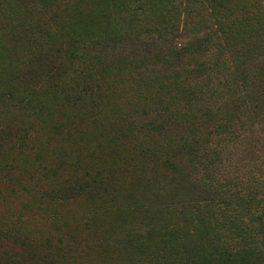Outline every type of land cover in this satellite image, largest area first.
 <instances>
[{"label":"rangeland","instance_id":"1","mask_svg":"<svg viewBox=\"0 0 264 264\" xmlns=\"http://www.w3.org/2000/svg\"><path fill=\"white\" fill-rule=\"evenodd\" d=\"M0 23L7 24L0 40V82L14 76L12 70L30 72L24 99L32 115L22 116L0 98V125L21 120L32 148L11 164L7 148L0 155V220H18L22 233L38 243L65 233L85 242L88 251L66 264H264V215L253 222L257 214L247 212L238 199L252 204L255 197L256 204L264 205V180L253 187L246 184L249 177L261 175L258 166L264 168V0H0ZM143 42H149L145 49L139 47ZM178 48L207 51L206 61L231 68L235 86L226 85L228 74L219 84L209 77L210 70L198 72L184 57L176 59ZM39 56H47L39 58L41 65ZM188 81L194 90L184 92L182 83ZM241 83L242 99L232 105L230 95ZM212 86L226 91L222 103L204 98L202 91ZM76 103L86 110L84 122L74 118ZM94 113L100 130L86 125ZM233 115L253 122L254 131L243 132L237 143L227 137V125L236 121ZM171 116L182 118V128L158 134ZM79 130L86 134H76ZM169 136L181 140L166 150L160 147L162 159L175 157L171 172L190 168L188 153L194 147L202 152L192 161L194 176L205 174L201 186L217 179L226 191L224 201H218L226 211L217 220L224 223L220 232L201 239L186 229L190 214L172 216L170 198L154 191L153 179L161 175L152 173L153 159L139 161L132 155L133 137L159 146ZM216 137L227 138L220 164L205 162L203 168V150L213 147ZM182 143L188 144L187 153L178 152ZM86 163L112 165L115 191L93 202L88 195L64 205L40 199L37 190L67 180ZM54 164L55 174L62 177L57 180L49 172ZM141 169L148 178L144 185L132 179ZM127 181L131 190L124 186ZM230 221L248 230L229 233ZM147 224L176 232L146 236ZM106 230L107 238L101 240ZM163 246L172 250L163 251L160 261ZM10 250L16 252L9 240L1 244L0 264H6L3 258Z\"/></svg>","mask_w":264,"mask_h":264},{"label":"trees","instance_id":"2","mask_svg":"<svg viewBox=\"0 0 264 264\" xmlns=\"http://www.w3.org/2000/svg\"><path fill=\"white\" fill-rule=\"evenodd\" d=\"M5 25L3 26V23H0V40L1 37H3L2 33H5L7 31V24ZM218 26H220V24H218ZM127 31L130 33V28H127ZM145 32H149V30L145 29ZM221 32L224 33L225 30L223 31V29H221ZM135 35L136 38L140 36L138 31L135 32ZM146 43L149 42H143L139 45V47L143 46V48L145 49L147 45L144 44ZM1 47L5 49L4 46ZM70 48L71 46L67 48V52L70 51ZM9 54L10 52L7 49L4 56L8 57ZM206 54L207 51L199 52L197 54L193 52L191 53L189 48H178L176 49L174 56L176 59H178L179 56L184 57L187 60L188 64H191L192 68H194L198 72L210 70L212 73L209 77L213 78L219 84H221V80L225 77H222L223 74H228L229 82L226 85L228 87L229 85L235 86L236 83L234 80H232L233 72L231 71V68L228 65H225L223 68H218L214 63L206 61ZM170 55L172 54L170 53ZM40 57L45 58V60L47 58V56H39L37 59L38 65H41L39 60ZM12 72L14 71H10V74H14V76L9 75L7 78V82L3 84L0 82V98L7 99V103L11 102V107L16 106V109L22 114V116L31 117L32 115H30V111L28 109L29 102L24 99V94L26 93V84L24 83L27 80V77L29 76L30 72L25 73L21 71L18 74ZM2 73L3 71L0 69V74ZM43 75L47 76L46 73H43ZM31 78L34 77L31 76ZM50 79L51 77H49L47 81H49ZM182 84L184 85V92H191L194 90V88L190 86L191 83L189 81L184 82ZM244 86L245 85L241 83L239 84L240 88L238 90V86H236L234 91H232L230 95V103L232 105H235V102L237 101H241V92ZM218 89V86L205 87L202 91V93L204 94V98H207L209 103H219V101L220 103H222L221 97L225 95L226 91L220 89V91L217 92ZM65 92L66 91L64 89V92H60V94H64ZM196 92H198V90H195L192 94L193 98H195L194 94H196ZM35 94L36 93H34V95ZM76 100L78 101L79 105L81 101L83 102L82 92H80V96H78ZM3 101L4 100L0 99V104H4ZM79 105H77V103L74 105L76 109L74 118L81 121L87 120L88 116L86 110L79 107ZM233 116L236 117V121L232 120L231 123L227 125V130L231 134H227V137H229L234 143H237L239 138L242 136L243 132L254 131L253 122H246L245 119L241 118L240 116ZM89 118L92 119V121L91 123L89 122L86 125L94 129L100 130V127H98L97 124V118H99L97 113H94L93 116ZM181 121L182 118H175L174 116H171L170 119L165 120L161 124L162 127L159 126L156 132L158 134H161V132H164L165 128H169L170 132H172L174 128L180 130L182 128ZM195 129L196 128L193 127L194 131ZM150 131L154 130H147V132ZM75 133L80 136L86 134L85 130L75 131ZM195 133L196 132L191 133V136L195 135ZM209 134L211 135V132H209ZM179 141L181 140L174 141L173 136H169L165 138V141L162 143V145L158 146L155 142L150 145L148 142H141V139H139V137H133L129 141V144L133 150L132 155L136 157V159H138L139 161H141L145 157L153 159V162L156 166L151 171L153 174L161 175V177L154 178L152 186L155 192H157L158 194H160L159 192H163L166 196L170 198L171 201L167 203V206H169L168 212H171L170 214L172 216H182L183 212L189 213L190 215L187 218L186 225H184L185 228L192 229L196 235H201V239H203L208 235L209 232L218 233V231L220 232L221 228H224L221 226L224 223L222 222L221 224H219L217 220L219 216H224V212L226 211L220 208V206H218V201H224L223 196L226 194V191L222 189V186L218 183L217 179L211 180L210 185L201 186L202 183H200V181L203 179V177H205V174L203 173L202 176L195 177L193 174V172L195 171V164L192 161L195 160V157L200 158L202 156V152L198 149H195L194 147L192 149L193 151H189L188 153L193 158L192 160L188 161L191 164L190 168L187 169L185 167L183 170L179 171L176 174L175 172L170 171L169 167L172 163L174 164L173 159L175 157L162 159L163 156L162 154H160V147H163L164 150H166V148H170L171 146L176 145V143ZM215 141L216 142L214 143L213 147H209L207 151L203 150L204 162H202V164H200L199 166H203L204 168L205 162H209V164H214L217 166L220 164L219 161L223 156V150L226 148L227 138L216 137ZM29 142V133L24 128L21 120L14 119L10 123H4L0 125V155L5 150V148H7V150H9L10 152L9 164L16 161V158L18 157L19 153L22 154L29 148L32 150V148L29 147ZM187 149L188 144L182 143L178 147V152L183 151L184 153H187ZM149 154L152 156H150ZM145 162L146 160L141 163L145 164ZM58 164L63 165L62 162ZM15 166H17V164H15ZM56 167L57 166L54 164V166L49 170V172H53L54 177L56 176V179L54 177H51L53 180L62 178L55 174ZM157 167H161L160 171H158ZM84 169H87L90 172ZM111 170H114V167L109 163L101 167H93L91 166V164L86 163L85 166H82L80 170H77L67 180L63 179L61 183H51L48 185L47 188H42L40 191L37 190V194L39 195L40 199H43V201L45 200L46 202H51L60 205H64L66 202H70L71 199L76 200L86 195H88V201H98L102 198L104 194H108L115 191V189L111 188V185L117 184V182H114L115 179L113 180ZM257 171H261V175H254L249 177L246 182L247 185L253 187L255 183L263 182L264 168L258 166ZM130 174L131 173H129L128 176ZM146 174L147 173L145 170H138L137 176L132 179L134 182L138 181V185H144L146 182L145 180L148 179ZM107 178H112V180H104ZM124 186L128 190L132 189L131 186L128 184V181ZM223 187L226 188V185H223ZM231 195L235 199L236 191H233ZM238 199L241 201L239 205L243 204L244 206L250 209L247 212L257 214V219H255L253 222H259L261 216L264 215V205L262 204L261 206L260 204H256L255 197L251 198V201L254 204H251L248 199H243L240 197ZM238 217L240 218V216H237V218ZM57 218L58 215L56 214L54 218L56 222H58ZM170 226L171 223H168V227ZM232 229H240L243 232L248 230L247 227H241V223L237 221H230L228 228L229 233ZM146 230V236H149L151 233L155 232V236L160 237H163L166 234H173V231L176 232L174 228L170 229V231H168L167 228H161L157 230L154 226L150 224L147 226ZM260 230L261 229H259L257 232L261 233ZM102 235H105V237H102L101 240H105L108 235L107 230L105 231V234ZM135 235H140L142 239L144 238V235L142 233L139 235ZM62 236L63 237H58L55 241L51 240L50 237H46L40 243H38V241H36L33 237L29 236L28 234L22 233L21 227L18 224V220H0V246L3 242L7 243V241L9 240L11 242V245L16 250L15 253H12L11 250L10 254L5 253L6 257H4L3 259L6 264H26L27 262H30L31 264H66V261H68L69 259H77L81 253L88 251L85 247V242L74 241L69 233H65ZM146 243L147 241L145 242V244ZM166 247L163 246L161 249V257H159L160 261H162L163 259V251H168V249H170L169 251L172 250L171 248L166 249ZM159 251L160 250H158V253ZM101 253H105V250L101 251ZM203 259L204 257H201V260Z\"/></svg>","mask_w":264,"mask_h":264}]
</instances>
